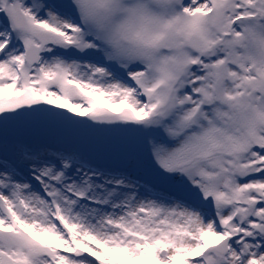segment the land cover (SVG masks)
<instances>
[{"label": "snow or ice", "instance_id": "snow-or-ice-1", "mask_svg": "<svg viewBox=\"0 0 264 264\" xmlns=\"http://www.w3.org/2000/svg\"><path fill=\"white\" fill-rule=\"evenodd\" d=\"M0 264H264V0H0Z\"/></svg>", "mask_w": 264, "mask_h": 264}]
</instances>
